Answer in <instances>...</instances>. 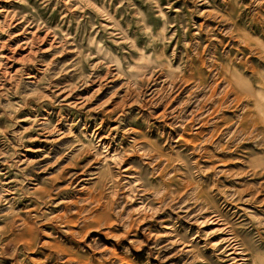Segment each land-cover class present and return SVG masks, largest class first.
Returning <instances> with one entry per match:
<instances>
[{"label": "rangeland", "instance_id": "rangeland-1", "mask_svg": "<svg viewBox=\"0 0 264 264\" xmlns=\"http://www.w3.org/2000/svg\"><path fill=\"white\" fill-rule=\"evenodd\" d=\"M0 264H264V0H0Z\"/></svg>", "mask_w": 264, "mask_h": 264}, {"label": "bare ground", "instance_id": "bare-ground-1", "mask_svg": "<svg viewBox=\"0 0 264 264\" xmlns=\"http://www.w3.org/2000/svg\"><path fill=\"white\" fill-rule=\"evenodd\" d=\"M50 217V216H49ZM143 217L144 218H146V215L145 214H143ZM146 220V219H145ZM210 224H212V226H215L216 225V223H214V221H211L210 219H208L207 220ZM47 222H48V220H47ZM33 224V223H32ZM26 226H28V224L26 223L25 224ZM23 227V226H22ZM42 228H43V226L41 225V226H37V225H35V223H34V225H31L29 228H26L27 229V231H28V233L27 234H31L32 235V238H33V241H34V243L39 239V237H40V234H41V232H42ZM224 232H226V233H231L232 234V236H233V238H231V239H233V242H235V241H237V237L235 236V230L233 229V228H230L229 230H227V227L226 226H222V229H220L219 231H218V234H223ZM17 239V238H16ZM15 245H18V246H23L24 248H27V250L29 249H31V246H32V244L30 243V241H27V240H25L24 238H21V239H18V240H16V242H15ZM219 245H215V246H213L212 247V249H215V248H217ZM41 248L43 249L44 248V246H41ZM239 254V256H236V257H234L233 258V260H236V258H240V261H244L245 259H244V257H245V254H243L242 253V251H241V253H238ZM241 254V255H240Z\"/></svg>", "mask_w": 264, "mask_h": 264}]
</instances>
